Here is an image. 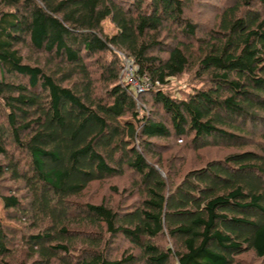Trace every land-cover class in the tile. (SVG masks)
I'll list each match as a JSON object with an SVG mask.
<instances>
[{
  "label": "trees",
  "instance_id": "trees-1",
  "mask_svg": "<svg viewBox=\"0 0 264 264\" xmlns=\"http://www.w3.org/2000/svg\"><path fill=\"white\" fill-rule=\"evenodd\" d=\"M219 1L201 29L197 0H0V264L264 261V0ZM186 71L199 88L164 89ZM173 137L237 151L176 181ZM128 174L137 201H78Z\"/></svg>",
  "mask_w": 264,
  "mask_h": 264
},
{
  "label": "rangeland",
  "instance_id": "rangeland-1",
  "mask_svg": "<svg viewBox=\"0 0 264 264\" xmlns=\"http://www.w3.org/2000/svg\"><path fill=\"white\" fill-rule=\"evenodd\" d=\"M197 1L198 2L194 5L195 20H197L201 24V29H203L202 24L205 29H208L216 13L215 10H213V7L220 8L221 6H223L224 1ZM103 28L105 33L108 35H113L117 32L116 25L109 18L103 22ZM23 52L26 55V60L30 62H35L36 60H39L42 63H47L49 59H51V56L49 54L38 52L30 47H24ZM120 54L122 55V52H120ZM103 55L108 59L112 58L111 53H105ZM123 59L124 62H126L125 66L127 65L124 71L127 77L128 74L131 73V68L135 69V66L134 62H130L132 61V59L124 57ZM200 86L201 82L200 80L194 77L193 71H186L182 75L171 78V82H169L164 87V89L177 96H184L185 94L192 92L195 88H199ZM145 105L149 113L157 114V111H159V108L155 107L151 102ZM160 115L161 112L159 116ZM153 141L160 145H166L169 147V150H172V152H167L166 154H164V157L167 160L170 156L173 155V163L175 165V168H172V170L171 168L169 169L171 176L176 181H179L181 176L192 167H200L204 165L205 161L211 158H224L227 154L237 151L236 148H229L224 146L195 149L192 146L185 144L186 142L182 143V140H176L174 137L170 139H153ZM175 169H177L176 172L174 171ZM166 173L168 174L169 171L168 168L165 167V175L167 176ZM133 182L134 180L132 178V175L129 174L125 175L124 177L111 179L104 182H96L91 185V187L82 197L78 198V201L100 202L102 200H105L109 203H115L116 205L130 204L139 199V196L134 195L137 190L135 189V185ZM0 217L5 224H11L12 226H15L13 222H10V220H7L5 218L3 202L1 201V199ZM127 245V243H121L120 247L123 249ZM237 264H264V261L258 259V257L255 256L253 253H247L239 258Z\"/></svg>",
  "mask_w": 264,
  "mask_h": 264
},
{
  "label": "built area",
  "instance_id": "built-area-1",
  "mask_svg": "<svg viewBox=\"0 0 264 264\" xmlns=\"http://www.w3.org/2000/svg\"><path fill=\"white\" fill-rule=\"evenodd\" d=\"M127 58V57H126ZM132 63V61H130ZM126 64V62H124V65ZM127 65L124 66V69H123V73L126 69ZM131 75V76H129ZM124 77L126 80L130 81L131 83L134 84V86L138 89V91H142L144 90L145 88H147L149 86L147 80H143L141 82H138L135 78V71L133 68H131V73L128 74V76L126 77V74L124 73Z\"/></svg>",
  "mask_w": 264,
  "mask_h": 264
}]
</instances>
